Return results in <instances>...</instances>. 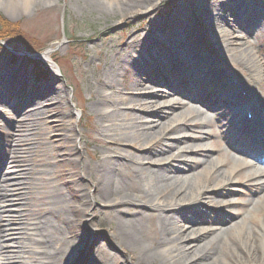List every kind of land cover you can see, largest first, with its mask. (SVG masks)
<instances>
[{
	"label": "bare ground",
	"instance_id": "obj_1",
	"mask_svg": "<svg viewBox=\"0 0 264 264\" xmlns=\"http://www.w3.org/2000/svg\"><path fill=\"white\" fill-rule=\"evenodd\" d=\"M64 1L68 5L70 0ZM157 1L114 0L121 15L113 20L118 23L126 14L148 11ZM205 1L201 2L203 6L196 0L190 5L178 3L163 20H148L154 35L165 39V47L161 43L154 45L151 37H138L139 29H131L127 38L113 47L117 61L104 64L95 75L100 89L91 78L87 81V89L94 93L90 107L99 116L95 129L105 139L101 145L103 156L94 162L91 172L84 173L80 156L86 141L77 128L78 114L69 104L57 69L50 64L51 77L35 83L29 78L22 56L15 63L0 60V92L8 97L7 104L0 103V118L8 129L1 161L5 170L0 172V264H27L21 262L24 257L32 258V264H69L86 247L91 252L86 264H118L116 255L102 242L86 238L93 226L91 219L86 221L89 200L96 198L115 209L111 215L114 228L109 229L108 235L117 248L131 253L129 264H264V173L248 170V163L240 157H230V152L252 156L264 148V93L257 88L264 76L248 48L238 50L234 45L236 40L264 29V7L260 0H220L212 6ZM29 3L30 0H5L4 5L13 11L17 7L25 9ZM89 4L96 12H103L101 4ZM193 8L198 10L197 16ZM192 30L216 38L219 52L214 47L215 56H197L185 45L194 38ZM87 41H93V37L88 36ZM145 47L152 53L143 54ZM223 52L235 55L248 66L246 77L232 67L217 68L219 61L229 57ZM42 57L45 61L50 59L48 52ZM182 63L190 69L186 71L187 82L177 73L168 74L173 66H183ZM128 69L130 80L119 82ZM142 75L152 82L161 77V86L166 90L144 93ZM22 82L26 88L21 89ZM242 87L245 95L238 93ZM172 97L178 99L170 101ZM245 103L253 105L255 122L263 115L262 122L256 123L260 129L246 134L251 144L228 141L227 150L218 152L216 158L202 143L173 153L182 142L207 138L208 133L201 131L210 123L207 110L233 109L234 117L228 122L231 124L242 119L239 110ZM8 105L15 111L4 110ZM55 122L65 125V133L52 139ZM184 127L193 133L167 140L168 134ZM48 134L51 140L46 139ZM66 143L70 145L66 147ZM123 144L132 146L133 152L126 154L120 148ZM72 156L80 170L66 174L64 179L57 163L70 166ZM199 174L203 177L198 178ZM190 176L195 180H188ZM239 180L262 189L254 205L247 202L246 213L258 221L257 226H241L235 233L223 236L225 229L220 226L203 229L191 217H186V224L182 225L173 214L172 209L178 205L200 201L208 189L231 187ZM84 181L92 187L91 192ZM216 200L221 206L233 204L225 198ZM126 202L145 206L129 209L122 206ZM6 211L8 214L4 215ZM258 212L262 218H255ZM92 214L96 216L94 211ZM238 216L245 219L242 212L228 217L231 220ZM148 218L152 223L145 225ZM4 224L16 225L25 240L11 239Z\"/></svg>",
	"mask_w": 264,
	"mask_h": 264
},
{
	"label": "rangeland",
	"instance_id": "obj_2",
	"mask_svg": "<svg viewBox=\"0 0 264 264\" xmlns=\"http://www.w3.org/2000/svg\"><path fill=\"white\" fill-rule=\"evenodd\" d=\"M198 1H200V3ZM218 1L220 0H206L205 2L208 6H212ZM260 1L264 7V0ZM4 2L5 0H0V21L4 20V22L15 25L14 27H17V32L12 35V37H7L4 40L0 39V60L10 59L11 63H15L18 57L22 56V59L26 60L29 68V78L35 83L47 81L51 77L50 64L57 69V77L66 88L69 104L73 106L78 114L76 123L77 128L81 130L82 137L86 141L80 156L83 159L82 166L84 168V173L91 172L94 162L103 156L101 145L105 139H103L95 129L97 123H99V116L90 107V102L94 98V93L87 89V81L91 78L95 87L100 89V85L95 82V75L103 70L104 64L107 66L108 63L117 61L113 47H115L118 41H124L131 29H139L138 37H151V42L154 45H159V43H161L162 46L165 47L163 44L165 39L154 35V28L148 20L150 18L163 20L164 15L171 13L176 4L183 3L184 5H190L194 3L193 0H158L150 10L135 15L126 14L121 17L118 23L113 19L118 18L121 13L117 11L118 9L115 7L114 0H70L68 5H64V0H30L27 8L23 9L17 7L13 11L6 9ZM90 2L101 4L104 8L103 12L98 13L93 10L92 5L89 4ZM201 2L202 0H196V4L199 3L203 6ZM193 13L197 16L198 10L193 8ZM192 31L194 33V38L188 40L185 45L190 47L195 54L197 53V56L208 54L215 56L212 53L214 47L216 48L217 46L216 38L207 36L205 33L197 30ZM4 32V30L0 29V35ZM241 35L244 36L243 33ZM88 36L93 37V41H87ZM234 45L238 50L240 48H248V52L257 60V63L260 65L261 73L264 76V29L249 38L246 36V39L236 40ZM39 49L40 51H38ZM33 51L40 53L46 51L50 59L45 61L43 57L38 58L33 56L30 54L33 53ZM215 51L219 52V48H216ZM146 52L152 53L151 49L148 47H145L142 53L144 54ZM223 54H225L226 57L229 56L230 59L227 57L225 60L219 61V64H216L218 69L229 70V68L232 67L240 76H247L249 73L247 65L241 63L239 59L235 58V55L233 57L228 52H223ZM182 65L183 66H173L172 70L168 71V74L177 73V75H180L179 78L182 81L187 82L185 78L186 71L190 69L187 64L182 63ZM37 71L41 72V76H39ZM130 78L131 70L128 69L122 77V80H119L120 78L117 79L119 82L125 83L129 81ZM142 79H144V85L141 90L144 93L159 92L158 89L160 88V90H162L161 88H163L161 86V77H157L158 80L155 79L156 81L153 82L143 77V75ZM166 79L172 83L169 77H166ZM216 82L218 81L216 80ZM20 87L21 89L26 88V83L22 82ZM257 88L262 94L264 93V80L260 81ZM188 89L191 90L192 88L190 87ZM163 90H166V88H163ZM105 92L109 93L110 91L105 90ZM177 99L178 97H172L170 101ZM14 100H16V98H14L11 103H13ZM6 101H8V97L0 92V103L4 102L7 104ZM163 102L165 101H162V103ZM196 109H199V107ZM4 110L10 112L13 110L15 111V109H11L9 105L6 106ZM232 111L233 109L225 108H217L216 111L207 110L206 115L210 119V123L208 126L201 129V131L208 133L207 138L202 141L187 140L182 142L178 145V148H175L173 153L179 151L180 148L182 150V147L187 145L202 143L210 149L212 157L216 158L219 154L218 152L227 150L226 145L228 141L232 144L248 145L249 141L246 140L243 135L246 128H243L241 121L237 119L234 123L228 124L233 116ZM239 115L242 117L241 114ZM61 119V122H64V119ZM54 125H56V131L50 134L53 136L52 139L57 137V135L65 133V125L62 124V126H60L58 122H55ZM7 130L6 122L0 118V172H4L5 170L2 169L3 166L1 165V161H3L5 156ZM198 131H200V129ZM186 133L190 134L193 132L192 130H187L186 127L180 128L178 132L168 134L167 140L172 141V138L180 137L182 134ZM46 139L51 140L49 134ZM69 145V143L65 144L66 147ZM23 146H27V144ZM133 146H136V144H133ZM120 148L128 155L133 152V147L129 145L123 144ZM191 157H193V155H191ZM230 157L232 160H235L232 155H230ZM73 158V156L70 157V166L60 162L57 163V168L64 179H66V174L72 172L77 174L80 170L78 162L74 161ZM39 159L40 157H36V160ZM64 159L69 158L65 156ZM241 159L247 161L243 156H241ZM36 163L39 162L37 161ZM126 164L131 165V162H126ZM173 164H176V162H173ZM254 169L255 168L253 166L251 167V165L248 167L250 171ZM202 177L203 176L199 174L198 178ZM188 180L191 182L194 181V176H190ZM84 185L87 190L90 192L92 191V187L88 182L84 181ZM220 189L214 188L213 190L210 188L206 191L207 193L202 196L200 201L189 203V205H178L172 209L175 217L180 219L179 223L185 225L184 219L186 217H191L197 220L195 222L196 226L203 229L211 228L215 225L222 227L225 229V231L223 230L221 233L223 236L227 233H235L237 228L241 226L247 228L251 225H258V221L254 220L246 211L249 208L247 202H251L254 205L253 202L261 196L262 189L253 184L242 182L241 180L234 184V186H224ZM222 198L231 200L233 204H227V206H225V204L222 206L218 205L216 199ZM122 206L129 209H137L145 205L136 204V202H126ZM12 207H16V205ZM114 210L115 209L111 208V205L101 203L100 198L89 200L86 221L91 219L90 224L93 226L91 227L92 233H86L85 235L89 241L90 238L93 237L97 239L96 243L102 242L104 247L116 255L118 264H129L131 253L127 250L117 248L108 235L109 229L114 228V221L111 219ZM93 211L96 216H93ZM241 212L243 213V217H245L244 220H242L243 218L241 219V216L229 220L232 213ZM6 214H8L7 211L4 212V215ZM262 216L263 215L258 212L255 218L259 219L262 218ZM4 218L7 217L4 216ZM220 220L222 223L218 222ZM213 221L216 223H213ZM144 223L145 225H149L152 223V220L148 218ZM4 225L11 239L15 240L20 238L25 240V235L20 234L21 230L16 229V225ZM84 226L87 227V224H84ZM90 253L89 250L87 251V247L82 249L80 252L81 255H79V257L77 255L69 264H86ZM21 260V262L27 264H32L33 262V259L28 257H24Z\"/></svg>",
	"mask_w": 264,
	"mask_h": 264
},
{
	"label": "trees",
	"instance_id": "obj_3",
	"mask_svg": "<svg viewBox=\"0 0 264 264\" xmlns=\"http://www.w3.org/2000/svg\"><path fill=\"white\" fill-rule=\"evenodd\" d=\"M0 24H1L0 29L5 31L2 35H0L1 40L2 39L4 40L7 37H12V35H14L17 32V27L15 28L14 27L15 25H12L11 23L4 22L3 20V21H0ZM38 51H40V49ZM40 73L41 72H38L39 76H41Z\"/></svg>",
	"mask_w": 264,
	"mask_h": 264
},
{
	"label": "water",
	"instance_id": "obj_4",
	"mask_svg": "<svg viewBox=\"0 0 264 264\" xmlns=\"http://www.w3.org/2000/svg\"><path fill=\"white\" fill-rule=\"evenodd\" d=\"M45 53H46V51L43 52L42 54H37V55H35V56L38 57V58H42V55L45 54Z\"/></svg>",
	"mask_w": 264,
	"mask_h": 264
}]
</instances>
